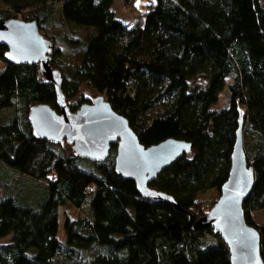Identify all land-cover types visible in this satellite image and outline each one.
<instances>
[{"label":"trees","instance_id":"1","mask_svg":"<svg viewBox=\"0 0 264 264\" xmlns=\"http://www.w3.org/2000/svg\"><path fill=\"white\" fill-rule=\"evenodd\" d=\"M115 1L0 0V21L37 23L72 113L91 102L88 88L145 148L191 145L148 185L179 208L142 198L117 174L115 146L94 163L39 139L29 112L58 113L54 88L0 46V264H230L220 236L193 227L208 213L197 196L228 178L239 121L254 172L242 208L264 262V222L251 217L264 212V0H154L133 27L116 18ZM66 207L83 214L61 218Z\"/></svg>","mask_w":264,"mask_h":264},{"label":"water","instance_id":"2","mask_svg":"<svg viewBox=\"0 0 264 264\" xmlns=\"http://www.w3.org/2000/svg\"><path fill=\"white\" fill-rule=\"evenodd\" d=\"M0 46L6 49L10 64L38 66L44 81L54 88L58 113L46 105L34 106L29 112L31 128L39 139L55 144L65 142L78 158L94 163L103 162L111 146H115L117 174L133 182L142 198L179 208L173 198L151 190L148 185L163 169L191 152L189 143L169 139L145 148L127 120L116 114L102 97L72 113L61 90V75L50 64L52 44L40 34L36 22L0 21ZM253 186L254 172L244 154L242 121H239L230 170L219 190L220 197L193 227L194 230L212 228L228 247L230 264H264L260 236L254 227L246 224L242 208Z\"/></svg>","mask_w":264,"mask_h":264},{"label":"rangeland","instance_id":"3","mask_svg":"<svg viewBox=\"0 0 264 264\" xmlns=\"http://www.w3.org/2000/svg\"><path fill=\"white\" fill-rule=\"evenodd\" d=\"M154 0H134V6L136 10H129L125 3L122 0H116L114 4V11L116 13V18L122 22V24L126 25L127 27H133L139 23L142 22L143 14L146 10V4L152 3ZM78 33L83 34L82 30H78ZM52 44V43H51ZM3 64L0 62V72L3 70ZM83 92L85 96H87L90 100H93L98 97L97 93L94 91L83 88ZM70 146V145H68ZM2 194V191L0 190V195ZM220 197V194L217 190H209L204 194H199L197 196L196 201L199 203V205H202L204 209L208 210L211 209V207L218 201ZM64 211L68 214L70 218H76L79 214L82 215V211H76L72 208H64L61 210V218L64 214ZM252 220L254 224H262L264 222V212L262 211H255L251 214ZM58 238L59 240L63 241L64 234H63V222L59 221V229H58Z\"/></svg>","mask_w":264,"mask_h":264}]
</instances>
